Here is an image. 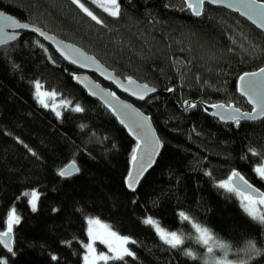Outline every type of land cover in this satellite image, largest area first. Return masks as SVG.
<instances>
[{
    "label": "trees",
    "instance_id": "16d2710c",
    "mask_svg": "<svg viewBox=\"0 0 264 264\" xmlns=\"http://www.w3.org/2000/svg\"><path fill=\"white\" fill-rule=\"evenodd\" d=\"M81 2L103 23L71 0H0V10L77 45L120 78L155 87L156 94L134 103L149 116L161 148L135 191L129 189L126 177L136 141L108 107L75 82L74 67L34 35L21 32L0 48V232L7 229L10 210L20 218L12 230L15 254L0 244V259L81 264L88 218L136 241L128 245L135 257L108 264H206L212 256L223 257L222 249L209 255L190 238L196 235L192 223L229 244L227 258L235 264L247 258L241 250L249 240L264 249V227L247 216L236 195L217 187L235 170L264 192V179L253 170L264 163V119L237 126L202 109V104L223 103L250 110L236 83L264 66V34L220 7L205 5L195 17L181 0H118L115 17L92 0ZM36 82L41 90L55 92L59 102L70 101L60 103L59 117L38 102ZM76 105L83 111H73ZM73 162L79 171L61 177L59 171ZM32 191L39 195L35 211L23 195ZM147 217L182 234L181 248L197 259L165 244L143 223ZM249 264H264V253Z\"/></svg>",
    "mask_w": 264,
    "mask_h": 264
},
{
    "label": "snow or ice",
    "instance_id": "6c2138e0",
    "mask_svg": "<svg viewBox=\"0 0 264 264\" xmlns=\"http://www.w3.org/2000/svg\"><path fill=\"white\" fill-rule=\"evenodd\" d=\"M85 15L90 17L97 24H102L103 21L97 17L91 11L85 3L81 0H71ZM222 5L226 8H230L234 11H239L241 16H245L252 21L261 31H264V0H231V2H226V0H184L185 5L189 10H191L192 15L200 16L202 15L203 6L205 3ZM93 4H96L97 7L103 9L110 16H119V3L118 0H92ZM29 26L24 23H19L13 18L3 17L0 19V45L7 44L9 41H14L17 39L18 33L13 32L11 34L7 33L5 29H27ZM33 32L38 30L33 28ZM42 35V33H40ZM47 39V37H45ZM63 54V53H62ZM67 59V55H65ZM76 61L74 60L73 63ZM129 85L134 82L129 77ZM118 87L122 85L118 84ZM37 90V100L44 107H48V100L56 96L55 92H43L41 91L42 85L39 82H36ZM125 91H129L128 88H124ZM155 88H148L145 85L141 91V94L132 92L133 95H138V98L143 100L145 95L148 92H155ZM171 91V89H169ZM237 91L241 95L248 97L249 103L253 105L252 111L248 113H241L239 108L234 109L229 112L226 116L221 114L220 118L222 120H231L237 126L240 125L242 119L245 120H256L258 118L264 119V68H260L258 72L244 73L239 77V82L237 84ZM96 94V93H92ZM114 99L115 93L110 94ZM61 104L67 106L70 104V101H61ZM185 104H188L185 101ZM111 107V105H109ZM189 107H196V105L191 104ZM211 107H223L222 105H212ZM232 108L231 105L228 106ZM53 111L56 112V115L60 116V111L57 109V105L53 102L52 105ZM128 106H120L119 111L113 109L114 114L117 115V118L120 120L121 124H124L126 128L129 129L130 134L136 136L137 145L133 149L131 155V164L132 168L129 170L128 176L126 177V183L129 189L135 191L136 185L139 183L141 176L148 168L152 167L155 162V156L158 154L161 144L158 138L155 137L154 133L151 132L150 126H148V118L143 117L140 113H129L127 111ZM75 112H82L83 108L79 105H76L73 109ZM216 115V113H213ZM129 121H131L129 123ZM141 140H143L144 147L141 150ZM140 151L138 157L137 152ZM252 151V155H260L255 150ZM254 172L261 178L264 179V163H261L259 166L253 169ZM79 169L75 166L73 162L71 165L67 166L64 169L59 171V175L62 177H69L74 173L78 172ZM210 175V173H206ZM218 188L223 189L227 193H232L236 195L241 203V207L247 216L264 227V192H260L258 189L253 188L251 184L237 171L233 170L230 176L225 181H221L217 184ZM255 193V194H254ZM23 195L29 196V204L32 207V210H36L37 200L39 195L36 191L29 193H24ZM179 216L183 221H189L191 223V218L186 215L184 212H180ZM19 216L16 215L15 209L9 211L7 218V231L0 232V244H3L8 252L15 254L11 247L10 235L13 230V225L19 223ZM143 223L146 225L152 226L160 239L167 244L172 249H181L186 256L195 260L197 259L196 254L187 249H182L181 246L185 243V237L182 234H178L175 231H167L160 227L159 223L154 220L152 217H147ZM88 228V243L84 244L83 247L86 249V254L84 255V264H108L111 261H125L126 256L135 257V254L127 247L129 244H135L136 241L131 240L129 237L119 236L116 232L112 231L108 225L101 224L98 219L89 218L87 220ZM192 227L195 230L196 235L190 237L194 240L195 243L203 245L207 254L211 255L214 252V248H220L224 251L223 257L215 261V264H235L234 261L229 260L228 252L231 250V246L227 243L218 241L212 231L201 225L192 223ZM96 241H99L101 244H105L108 249L109 254L103 252L96 253L94 244ZM69 246L71 241L66 242ZM247 258L240 260L239 264H249V261L253 258L254 255H261L264 253V249L258 248L256 243L252 240H249L244 249H242ZM53 260H56L57 257L53 256ZM0 264H7L3 259H0ZM126 264V262H125Z\"/></svg>",
    "mask_w": 264,
    "mask_h": 264
},
{
    "label": "water",
    "instance_id": "95a60500",
    "mask_svg": "<svg viewBox=\"0 0 264 264\" xmlns=\"http://www.w3.org/2000/svg\"><path fill=\"white\" fill-rule=\"evenodd\" d=\"M181 1L184 3V0H181ZM226 2H231V0H226ZM205 5L212 6V7H220V8H223L225 10H228L232 13H236L241 18H243L244 20L249 22L256 29L261 31L259 28L256 27L255 24L252 23L251 20H249L245 16H241L239 11H234V10H232L230 8H226L222 5L208 4L207 2L204 4V6ZM204 6H203V8H204ZM186 8H187V6H186ZM189 11L191 13V10H189ZM191 15H192V13H191ZM3 17L13 18L19 23L27 24L29 26L27 29L7 28V29H5V31L9 34H11L13 32H17L18 36L20 35L21 32H26V33H30V34L34 35L36 38H38L41 42H43L46 46H48L56 54V56L58 58H60L64 63L74 67V69L76 70V73L74 75L75 82L80 84L86 90V92L88 93V95L90 97L99 100L102 104H104L106 107H108L112 111L113 115L116 118H117V115L114 114L113 109L115 108V109H117V111H119L120 106H124V105L128 106L127 111L129 113H132V114L140 113V114H142L143 117H147L148 118V126H150L151 132L154 133L155 137L158 138V140L160 142V139L156 133L154 125H153L152 121L150 120L149 116L144 114L139 109V107L136 104H134V102L141 103L146 99L147 96L156 94L158 91L155 87L144 84L142 82H138L137 80H135L132 77H130V78L132 79V81L134 83L129 85V83H128L129 77L120 78L119 76H117L115 74V72L112 69H110L109 67L104 65L95 56L87 53L82 48L78 47L77 45H74L70 42L64 41V40L58 38L57 36H55L54 34L48 32L47 30H44L43 28H41L37 25H33V24H30L27 22L19 21L14 16L0 10V19H3ZM195 17H199V16H195ZM33 28L37 29L38 31L37 32L31 31V29H33ZM261 32L264 34V31H261ZM40 33H42V35ZM18 36H17V38H18ZM45 37H47V39H45ZM14 41H9L7 44L0 45V48L5 47V46L13 43ZM65 55H67V57H68L67 59L65 58ZM74 60L76 61L75 63H73ZM261 68H264V66H262ZM259 69L254 71V72H258ZM249 73H251V72H249ZM238 82H239V79L237 80V83H236V89H237ZM118 84L122 85V87H118L117 86ZM145 85H147L148 88H155L156 91L155 92H148L147 95H145V98L143 100L139 99L138 95L132 94V92H136L137 94H141V91ZM109 86L114 88V90L110 89ZM124 88H128L129 91H125ZM92 93H96V94L94 95ZM111 93H115V97H116L115 99L110 95ZM237 93L241 98H243L245 100V102L250 107L249 111L248 110L247 111H241L240 110V112L241 113L251 112L253 105L251 103H249L248 97L245 95H241V93L239 91H237ZM120 95L123 96L124 98L121 97ZM187 102H188V104L184 103L185 106L189 105V101H187ZM49 103H50V100H48V104ZM109 105H111V107ZM212 105H222L223 107L213 108V107H211ZM229 105H231L232 108H229L228 107ZM229 105H225L223 103L202 104V109L206 115L217 119L221 123H233V121H231V120H222L220 118L221 114L226 116L229 112L236 109V107L233 104H229ZM62 108H63V105H61V104L57 105V109L59 111H61ZM213 113H216V115H213ZM258 120H261V118H258L256 120L242 119L241 122L251 123V122H256ZM118 121L120 122L119 119H118ZM130 122L131 121H129V123ZM122 125L124 126V124H122ZM126 129L129 132V129L128 128H126ZM130 135L133 137V139L137 143L136 136H134L132 134H130ZM160 144H161V142H160ZM143 147H144V143H143V140H141V150H143ZM159 151H160V149H159ZM137 155L139 157L140 151L137 152ZM157 155L155 156V158L157 157ZM71 164L72 163L67 164L64 168H66L67 166H69ZM131 168H132V164L130 165V169ZM76 173H74L73 175H75ZM73 175H71V176H73ZM71 176H69V177H71ZM63 178H68V177H63ZM249 184H251V183L249 182ZM252 186H253V188L257 189L254 185H252ZM10 240L12 241V233L10 235ZM2 246L4 247L3 244H2ZM11 247H12V245H11Z\"/></svg>",
    "mask_w": 264,
    "mask_h": 264
},
{
    "label": "rangeland",
    "instance_id": "374dc122",
    "mask_svg": "<svg viewBox=\"0 0 264 264\" xmlns=\"http://www.w3.org/2000/svg\"><path fill=\"white\" fill-rule=\"evenodd\" d=\"M100 2H102V0H100ZM41 91H43V92H47V91H45V90H41ZM37 93V92H36ZM36 97H37V95H36ZM50 100V99H49ZM52 100V99H51ZM51 102V101H50ZM54 103H55V105H59L61 102H59L57 99H56V96H55V98H54ZM41 104V103H40ZM52 105L53 104H51L50 105V107L52 108ZM257 188V187H256ZM258 189V188H257ZM259 190V189H258ZM260 191V190H259ZM261 192V191H260ZM31 193V192H30ZM29 199H30V197H29ZM240 205H241V203H240ZM31 206V205H30ZM37 207V206H36ZM32 208V207H31ZM16 215H17V213H16ZM18 216V215H17ZM8 218V217H7ZM89 219V218H88ZM88 219H86V235H87V228H88V224H87V220ZM96 219V218H95ZM100 221V220H99ZM101 222V224H104V225H108L107 223H105V222H102V221H100ZM109 226V225H108ZM110 227V226H109ZM161 227V226H160ZM110 229L112 230V228L110 227ZM5 231H7V229L5 230ZM5 231H3V232H5ZM112 231H114V230H112ZM168 231V230H167ZM115 232V231H114ZM119 235V234H118ZM119 236H121V235H119ZM88 240H89V238H88V235H87V240L85 241V242H83L82 243V246L84 245V244H86V243H88ZM98 245H102L103 247H104V250H102V249H100L99 247H98ZM94 247H95V249H96V253L98 254V253H101V252H103V253H105V254H109L108 253V249H107V246L105 245V244H101L99 241H96L95 242V244H94ZM127 247H128V245H127ZM86 254V249L83 247V253H82V263L81 264H84V259H83V257H84V255ZM218 259H220V258H215V257H210V259L207 261V263L206 264H215V261L216 260H218ZM101 263H103V262H99V264H101Z\"/></svg>",
    "mask_w": 264,
    "mask_h": 264
},
{
    "label": "bare ground",
    "instance_id": "6f19581e",
    "mask_svg": "<svg viewBox=\"0 0 264 264\" xmlns=\"http://www.w3.org/2000/svg\"><path fill=\"white\" fill-rule=\"evenodd\" d=\"M84 51H85V50H84ZM87 53H88V52H87ZM135 103H137V102H135ZM135 103H134V104H135ZM141 103H142V102H141ZM63 168H64V167H63ZM63 168H62V169H63Z\"/></svg>",
    "mask_w": 264,
    "mask_h": 264
},
{
    "label": "flooded vegetation",
    "instance_id": "af4514ba",
    "mask_svg": "<svg viewBox=\"0 0 264 264\" xmlns=\"http://www.w3.org/2000/svg\"><path fill=\"white\" fill-rule=\"evenodd\" d=\"M51 104H53V103H49V105H51Z\"/></svg>",
    "mask_w": 264,
    "mask_h": 264
}]
</instances>
